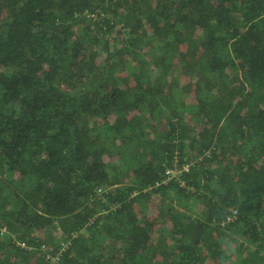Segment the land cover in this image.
<instances>
[{
	"label": "trees",
	"instance_id": "1",
	"mask_svg": "<svg viewBox=\"0 0 264 264\" xmlns=\"http://www.w3.org/2000/svg\"><path fill=\"white\" fill-rule=\"evenodd\" d=\"M0 264H264V0H0Z\"/></svg>",
	"mask_w": 264,
	"mask_h": 264
},
{
	"label": "built area",
	"instance_id": "2",
	"mask_svg": "<svg viewBox=\"0 0 264 264\" xmlns=\"http://www.w3.org/2000/svg\"><path fill=\"white\" fill-rule=\"evenodd\" d=\"M92 17H93V16H91V18H92ZM183 171L188 172V171H189V167H188V166L185 167L184 170L179 169L178 171H177V170H176V171H173V172H172V176H173V177H169L168 181L171 180V179L174 178V177H180V176L183 174ZM181 184H182V182H181ZM63 246H65L64 243H63Z\"/></svg>",
	"mask_w": 264,
	"mask_h": 264
},
{
	"label": "rangeland",
	"instance_id": "3",
	"mask_svg": "<svg viewBox=\"0 0 264 264\" xmlns=\"http://www.w3.org/2000/svg\"><path fill=\"white\" fill-rule=\"evenodd\" d=\"M111 39H112V37H110ZM145 54V53H144ZM22 186H24V184L22 185ZM174 205H176V204H174ZM181 211H186V209H180Z\"/></svg>",
	"mask_w": 264,
	"mask_h": 264
},
{
	"label": "clouds",
	"instance_id": "4",
	"mask_svg": "<svg viewBox=\"0 0 264 264\" xmlns=\"http://www.w3.org/2000/svg\"><path fill=\"white\" fill-rule=\"evenodd\" d=\"M88 16H90V17H91L92 15H88Z\"/></svg>",
	"mask_w": 264,
	"mask_h": 264
}]
</instances>
